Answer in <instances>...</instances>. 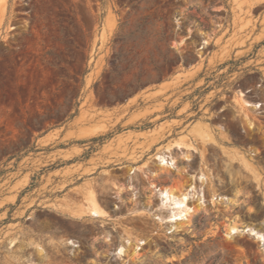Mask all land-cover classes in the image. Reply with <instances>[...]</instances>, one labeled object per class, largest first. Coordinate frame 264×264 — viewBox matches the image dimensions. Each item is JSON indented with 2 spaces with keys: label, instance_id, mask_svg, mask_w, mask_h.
I'll use <instances>...</instances> for the list:
<instances>
[{
  "label": "rangeland",
  "instance_id": "1",
  "mask_svg": "<svg viewBox=\"0 0 264 264\" xmlns=\"http://www.w3.org/2000/svg\"><path fill=\"white\" fill-rule=\"evenodd\" d=\"M0 264H264V0H0Z\"/></svg>",
  "mask_w": 264,
  "mask_h": 264
},
{
  "label": "bare ground",
  "instance_id": "2",
  "mask_svg": "<svg viewBox=\"0 0 264 264\" xmlns=\"http://www.w3.org/2000/svg\"><path fill=\"white\" fill-rule=\"evenodd\" d=\"M245 104L248 105V106L251 105V103H249V102H247V101H245ZM186 195H187V194H186ZM186 195H185V196H186ZM164 196H165V195H164ZM167 196H168V195H167ZM185 196L182 198L183 200H185V198H186ZM181 197H182V196H181ZM187 197H188V196H187ZM165 198H167V197H165ZM180 199H181V198H180ZM166 200H167V199H166ZM182 202H183V201H182ZM172 218H173V217H172ZM234 228H235V226L232 227L233 230H234Z\"/></svg>",
  "mask_w": 264,
  "mask_h": 264
}]
</instances>
